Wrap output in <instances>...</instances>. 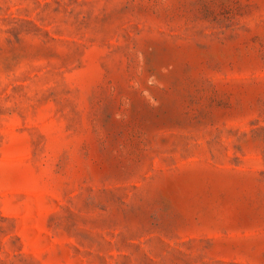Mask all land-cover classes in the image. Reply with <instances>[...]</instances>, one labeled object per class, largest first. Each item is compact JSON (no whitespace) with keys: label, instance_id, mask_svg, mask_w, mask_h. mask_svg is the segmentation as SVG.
Listing matches in <instances>:
<instances>
[{"label":"rangeland","instance_id":"rangeland-1","mask_svg":"<svg viewBox=\"0 0 264 264\" xmlns=\"http://www.w3.org/2000/svg\"><path fill=\"white\" fill-rule=\"evenodd\" d=\"M0 264H264V0H0Z\"/></svg>","mask_w":264,"mask_h":264}]
</instances>
